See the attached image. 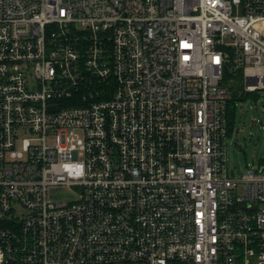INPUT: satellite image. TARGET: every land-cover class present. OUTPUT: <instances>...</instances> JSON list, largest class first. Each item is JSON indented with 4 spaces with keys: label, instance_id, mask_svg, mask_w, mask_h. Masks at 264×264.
Here are the masks:
<instances>
[{
    "label": "built area",
    "instance_id": "built-area-1",
    "mask_svg": "<svg viewBox=\"0 0 264 264\" xmlns=\"http://www.w3.org/2000/svg\"><path fill=\"white\" fill-rule=\"evenodd\" d=\"M227 71L264 91V0H0V264H264Z\"/></svg>",
    "mask_w": 264,
    "mask_h": 264
},
{
    "label": "rangeland",
    "instance_id": "rangeland-1",
    "mask_svg": "<svg viewBox=\"0 0 264 264\" xmlns=\"http://www.w3.org/2000/svg\"><path fill=\"white\" fill-rule=\"evenodd\" d=\"M236 108L235 132L227 138L226 151L229 174L240 179L264 159V91L237 102Z\"/></svg>",
    "mask_w": 264,
    "mask_h": 264
},
{
    "label": "trees",
    "instance_id": "trees-1",
    "mask_svg": "<svg viewBox=\"0 0 264 264\" xmlns=\"http://www.w3.org/2000/svg\"><path fill=\"white\" fill-rule=\"evenodd\" d=\"M224 82L230 88V99L227 103V123L228 137H232L235 132L236 107L237 102L244 101L254 93H248L243 87V76L241 72L227 71Z\"/></svg>",
    "mask_w": 264,
    "mask_h": 264
}]
</instances>
